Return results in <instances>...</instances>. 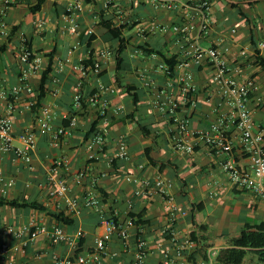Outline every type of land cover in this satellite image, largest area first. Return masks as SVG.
<instances>
[{"label": "crops", "instance_id": "obj_1", "mask_svg": "<svg viewBox=\"0 0 264 264\" xmlns=\"http://www.w3.org/2000/svg\"><path fill=\"white\" fill-rule=\"evenodd\" d=\"M11 1L5 13L10 32L0 37L4 48L0 52V116L9 102L1 92L19 87L12 101L13 134L33 132L36 144L29 164L13 152L0 157V174L14 180L12 186L0 184V198L35 202L45 210L0 206V246L5 243L10 248L0 256V264H54L53 255H89L104 230L102 220L106 217L122 223L133 214L134 219L140 216L145 221L140 233L147 245V264H159L162 253L190 238L191 232L199 238L198 248L221 250L246 223H264V200L235 187L221 170L228 158L245 169L250 160L237 129L228 121L230 107L212 80L210 63L206 57L194 61L196 46L222 52L232 78L252 83L249 101L254 132L264 133V53L258 47L264 40V0H92L90 4L47 0L34 14H29L28 6L36 0ZM74 1L82 3V10L68 14L67 5ZM232 4L239 5L247 19L241 18ZM201 12L207 19L206 32L198 28ZM101 17L114 27H124L121 37L125 47L120 54L115 52L116 40L99 24ZM13 27L17 28L13 31ZM22 46L40 60L35 73L24 72L27 67L18 59ZM156 52L176 60L172 74ZM101 53L105 56L100 57ZM96 58L101 62L99 76L82 77L73 69ZM49 60L45 96L38 101L41 73ZM187 72L192 74L194 91L184 96L180 78ZM76 93L81 97L80 108L74 105ZM94 94L107 99L108 111L94 132L101 134L104 142L89 150L94 137L91 124L100 112L99 104L88 102ZM172 100L178 102L176 117L185 122V130H180L168 113ZM43 109L50 114L52 130L46 134L38 131L37 117ZM220 117L231 144L230 154L212 148L201 137ZM70 121L74 124L68 127ZM58 127H65V132L55 143L52 133ZM120 142L127 149L125 159L116 157ZM177 143L191 144L192 152L181 155L175 149ZM12 144L20 147L17 139ZM81 171L85 176L78 183L75 176ZM49 176L66 184L65 195H49ZM128 178L150 183L161 179L166 189L160 193L152 187L142 194L139 182ZM88 197L95 198L97 205L87 207ZM73 199L74 207L70 204ZM170 205L178 209L171 219L167 215ZM58 213L71 223L61 225L52 217ZM53 226L62 227L70 236L81 231L76 247L68 242L54 243L40 234L22 250H12L27 238L25 233L16 235L23 227ZM129 235L122 244L117 233H112L101 264L133 260L136 229H130ZM215 239L220 241L217 246ZM248 260L257 264L249 257L242 264Z\"/></svg>", "mask_w": 264, "mask_h": 264}, {"label": "built area", "instance_id": "obj_2", "mask_svg": "<svg viewBox=\"0 0 264 264\" xmlns=\"http://www.w3.org/2000/svg\"><path fill=\"white\" fill-rule=\"evenodd\" d=\"M149 2L165 3L166 0H144ZM11 0H0V37H7L9 35L10 29L5 21V13L7 8L11 4ZM206 4L203 3L202 7ZM67 12L73 13L75 11L82 10V3L78 1L71 2L67 5ZM201 19L198 25L199 31H207V19L205 15L201 12ZM71 29H75V25L71 20ZM175 31L179 30L178 27L173 28ZM259 51L264 53V40L259 43ZM105 53H101L100 57H104ZM206 57L212 68V80L218 86L220 94L223 100L230 107V112L228 114V121L233 125L239 133V141L242 144L244 150L248 154L250 165L249 168H241L236 165L232 158H228L221 164V170L227 176L229 181L240 189H246L253 192L260 198L264 200V133L254 132V124L252 120V113L249 101V95L252 89V83L250 81L239 82L232 78L230 74V69L228 64L223 58L222 52L215 48H201L196 46L194 48V61H198ZM18 59L22 66L27 67L24 72L29 70L35 73L39 70L40 60L33 58L30 50L27 46H22ZM90 64L80 63L74 65L73 69L76 70L82 77L87 76V74H92L94 76H99L101 73V62L100 58H96L90 61ZM163 67V66H162ZM166 71L169 73L167 67ZM180 80L183 82V86L180 88L181 93L187 96L190 92L194 91V87L190 83L192 80V74L190 72L185 73ZM19 87H13L9 89L8 92H1V96L7 97L8 104L5 107L3 114L0 116V157L6 153L13 152L16 158L22 160L24 163L29 164L31 161V153L35 148V137L33 132H24L19 135L14 136L13 134V120H14V107L12 101L16 98L19 93ZM74 105L77 108L81 107V97L79 93H76L73 97ZM88 102L91 105L99 104L100 112L99 117L105 118L108 111V101L106 98L94 94L88 98ZM178 109V102L176 100L170 101V107L168 113L172 120L178 124L180 130H185V122L179 121L176 117V110ZM38 131L40 134H46L51 132L50 125V114L47 109L42 110L41 116L37 117ZM224 119L220 117L217 121L211 125L210 129L206 132L201 133V137L212 148L221 151L226 154L231 153V144L225 136L224 130L221 128ZM74 124L70 121L68 127ZM65 127H58L52 133V139L57 143L59 136L64 134ZM17 139L20 143V147H14L12 142ZM104 139L101 134H94L92 142L88 145V149L91 150L94 145L101 146ZM191 144L177 143L175 146L176 151L181 155H186L192 152ZM127 149L123 142L119 143L118 152L116 154L117 158L125 159L127 158ZM60 162L57 163L60 166ZM84 171L79 172L75 176V180L79 183L84 179ZM129 179V178H128ZM133 182H139L142 188V194H147L152 187H155L160 193L165 192V185L161 179H156L153 183L148 180H135L129 179ZM48 182L50 183L51 190L49 195L52 198L62 197L68 191L66 184L55 179L53 176L48 177ZM0 184L4 186H12L14 184L13 178H6L0 174ZM139 192V191H138ZM98 201L93 197H88L85 199V205L87 207H92L97 205ZM71 206H76V200L70 201ZM178 211L177 207L170 205L167 207V215L169 219L173 218L175 212ZM181 214H184L182 211ZM102 224L104 230L102 234L95 239V249L89 255L79 254L75 256H65L58 257L53 255L54 264H101L102 258L105 255L106 243L110 240L113 232H116L122 244H125L129 239L130 229H136L137 235L135 236V254L133 260L126 264H147V245L146 241L141 237L140 226H136L131 218H127L124 222H116L112 219H103ZM10 231V230H9ZM26 234L27 238L21 243V247L15 246L12 250H22L28 241H32L37 238L40 234H44L50 241L54 243L68 242L72 247H76L78 239L81 237V231H77L74 235L66 234L62 227L53 226L51 229L45 227H35L34 230H30L29 227H23L20 231L16 233L18 237L22 234ZM196 249V243L188 238L183 242L174 245L172 251H164L162 253V259L159 264H191L188 261L190 254ZM10 250L7 244H1L0 246V256L4 255ZM220 249L215 247H207L203 249L202 257L198 258L195 264H214L215 259L219 253ZM3 264H16L12 261Z\"/></svg>", "mask_w": 264, "mask_h": 264}, {"label": "trees", "instance_id": "obj_3", "mask_svg": "<svg viewBox=\"0 0 264 264\" xmlns=\"http://www.w3.org/2000/svg\"><path fill=\"white\" fill-rule=\"evenodd\" d=\"M47 0H36L34 5L28 6V12L29 14H34L38 12L41 7L44 5V3ZM84 3L90 4L92 0H83ZM264 3V2H263ZM232 8H237V14L243 18L247 19L246 14H244L241 11V8L239 5H231ZM65 15L67 13H64ZM99 24L108 31L109 35L113 40H116L117 46L115 48V52L117 54H120L122 50L125 47V41L121 37L122 31L124 27H114L113 24L110 21H105L102 19L99 20ZM17 27H13V31ZM93 39V37H92ZM3 47H0V52L3 50ZM147 52V49H145ZM151 50L148 51L150 54ZM156 54H159L163 58V62L165 66L167 67L170 74L173 73L174 66L176 65V60L174 58H166L164 55H162L159 52H156ZM51 55H49L50 57ZM89 63H91L88 60ZM51 72V60H49L48 65L46 68L42 71L41 77H40V84L38 87V95L37 100L40 101L45 96L46 91V85L48 84V76ZM128 92H130L127 89ZM101 117L94 120L91 124V130L90 134L95 132L96 125L100 122ZM95 134V133H94ZM193 149V147H192ZM149 162H152L151 160ZM8 205L11 207H18V208H30V209H36V210H45L44 207L38 203L35 202H28V201H17V200H8L5 198H0V206ZM52 217L60 222L61 225L70 224L71 221L67 218H64L63 214L58 213L52 215ZM129 218H131L134 221V224L136 226H143L145 225V221L141 220V217L138 216L136 219L133 214H129ZM107 220L112 219L117 222V220L113 217H106ZM190 239H192L196 243V249L190 254L188 257V261L191 262V264H195L196 260L203 255V249L198 248L199 245V238L196 236L195 232L190 233ZM80 243V240H79ZM246 257L249 258H255L257 264H264V223H255V224H245L242 231L239 233L237 237L232 238L229 241L228 247L225 249H221L215 259L216 264H242Z\"/></svg>", "mask_w": 264, "mask_h": 264}, {"label": "rangeland", "instance_id": "obj_4", "mask_svg": "<svg viewBox=\"0 0 264 264\" xmlns=\"http://www.w3.org/2000/svg\"><path fill=\"white\" fill-rule=\"evenodd\" d=\"M213 244H215V246H217L218 244H220V241L215 239V242H213ZM215 248H217V247H215ZM246 264H250V260H248Z\"/></svg>", "mask_w": 264, "mask_h": 264}]
</instances>
